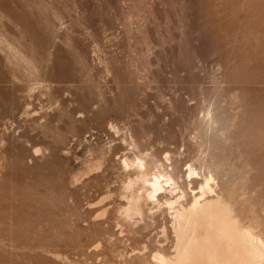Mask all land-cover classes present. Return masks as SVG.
Masks as SVG:
<instances>
[{"label":"rangeland","instance_id":"1","mask_svg":"<svg viewBox=\"0 0 264 264\" xmlns=\"http://www.w3.org/2000/svg\"><path fill=\"white\" fill-rule=\"evenodd\" d=\"M210 107L235 116L221 157L264 202V0H0V264L169 253L167 211L123 221L122 137L185 169Z\"/></svg>","mask_w":264,"mask_h":264},{"label":"bare ground","instance_id":"2","mask_svg":"<svg viewBox=\"0 0 264 264\" xmlns=\"http://www.w3.org/2000/svg\"><path fill=\"white\" fill-rule=\"evenodd\" d=\"M228 116L218 107L203 111L200 120L198 119L199 132L197 131L203 149L201 148V155L196 157L197 161L191 160L185 169L174 157L173 150L166 149L161 155L156 149H147V146L141 149L132 134L128 138L123 135L122 144L129 150L124 151L119 161L120 166L127 172L122 183L123 191L121 190L125 201V205L121 207L123 221H130L135 217L144 220L145 215H149V218L155 217V208L167 211L170 219L172 250L165 253L163 246L153 248V256L150 255L154 263L151 264H264L263 199L258 198L260 195L246 190L243 182L244 179H250V176L243 178V182L238 179L236 161L232 162L234 158L228 159L226 156L229 160L226 162L221 157H224L223 151L231 146L227 144V149L222 150L226 142L230 141L228 138L234 130L232 127H235V116H232L235 121ZM232 146L235 148L237 145ZM36 148L34 154L38 155L41 149ZM230 161L235 164L232 165ZM262 202L260 210L257 207ZM146 208H149V214H146ZM104 214L106 209L97 217ZM138 224L135 232L141 235L144 226L140 227ZM162 232L164 237L168 236L166 227ZM11 245L20 249V244L13 238ZM21 247L32 250L34 244H23ZM57 256L60 257H55Z\"/></svg>","mask_w":264,"mask_h":264}]
</instances>
